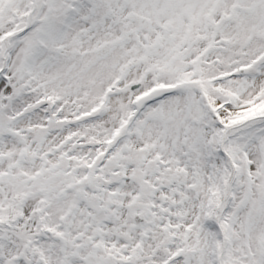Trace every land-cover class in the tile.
I'll list each match as a JSON object with an SVG mask.
<instances>
[{"label":"snow or ice","instance_id":"snow-or-ice-1","mask_svg":"<svg viewBox=\"0 0 264 264\" xmlns=\"http://www.w3.org/2000/svg\"><path fill=\"white\" fill-rule=\"evenodd\" d=\"M0 264H264V0H0Z\"/></svg>","mask_w":264,"mask_h":264}]
</instances>
